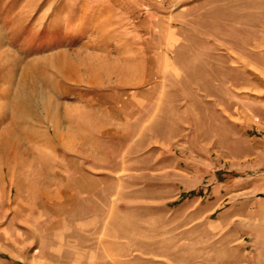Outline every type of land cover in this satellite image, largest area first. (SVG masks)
Masks as SVG:
<instances>
[{
    "label": "rangeland",
    "instance_id": "374dc122",
    "mask_svg": "<svg viewBox=\"0 0 264 264\" xmlns=\"http://www.w3.org/2000/svg\"><path fill=\"white\" fill-rule=\"evenodd\" d=\"M0 264H264V0H0Z\"/></svg>",
    "mask_w": 264,
    "mask_h": 264
},
{
    "label": "bare ground",
    "instance_id": "6f19581e",
    "mask_svg": "<svg viewBox=\"0 0 264 264\" xmlns=\"http://www.w3.org/2000/svg\"><path fill=\"white\" fill-rule=\"evenodd\" d=\"M81 115V114H80ZM82 116V115H81Z\"/></svg>",
    "mask_w": 264,
    "mask_h": 264
}]
</instances>
